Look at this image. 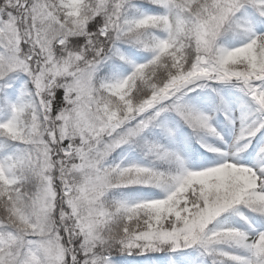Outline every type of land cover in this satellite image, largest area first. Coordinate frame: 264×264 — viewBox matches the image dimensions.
Returning a JSON list of instances; mask_svg holds the SVG:
<instances>
[{
    "label": "snow or ice",
    "instance_id": "6c2138e0",
    "mask_svg": "<svg viewBox=\"0 0 264 264\" xmlns=\"http://www.w3.org/2000/svg\"><path fill=\"white\" fill-rule=\"evenodd\" d=\"M0 264H264V0H0Z\"/></svg>",
    "mask_w": 264,
    "mask_h": 264
}]
</instances>
